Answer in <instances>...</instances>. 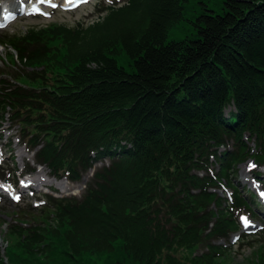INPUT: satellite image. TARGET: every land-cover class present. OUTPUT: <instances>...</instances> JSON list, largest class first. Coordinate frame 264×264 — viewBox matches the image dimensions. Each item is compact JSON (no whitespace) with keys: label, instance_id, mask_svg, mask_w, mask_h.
I'll return each instance as SVG.
<instances>
[{"label":"trees","instance_id":"1","mask_svg":"<svg viewBox=\"0 0 264 264\" xmlns=\"http://www.w3.org/2000/svg\"><path fill=\"white\" fill-rule=\"evenodd\" d=\"M99 12L87 26L0 35L31 69L0 75V124L17 126L55 178L79 183L103 160L79 197L20 207L8 261L223 264L230 250L216 242L241 230L237 212L256 217L235 180L239 164L264 165V0H126ZM184 20L193 35L167 40ZM248 264H264V249Z\"/></svg>","mask_w":264,"mask_h":264},{"label":"rangeland","instance_id":"2","mask_svg":"<svg viewBox=\"0 0 264 264\" xmlns=\"http://www.w3.org/2000/svg\"><path fill=\"white\" fill-rule=\"evenodd\" d=\"M14 1H21V4L14 7L11 5ZM61 1L48 0V2L40 5L42 9L39 6L34 7V10H40L39 13L30 15L21 13L13 16L9 21L0 25V35L3 32H25L30 27L42 28L53 24H62L71 28L77 27L78 23L87 26L105 14V12H99V8H101L103 3L112 4L116 2L120 5L126 0H80V3L75 7H62ZM27 2L37 3V0H0V9L2 10L3 6L7 7L8 5V7H12L10 10H13L16 7H24ZM186 17L187 19L192 17L189 11ZM192 35L191 25L187 20H184L177 25V28L169 31L167 40H181ZM10 54L13 55V59ZM15 54L16 52L12 48L0 44V75H3L2 77L6 79L19 73L25 74L31 71L30 68H24L16 61ZM102 163L103 160L96 162L94 168H98ZM0 167L8 168V171L4 173L5 180H0V251L3 256V264H10L7 258V251L12 249L16 240L8 233V223L13 218H16L20 207L27 208L30 204L38 210L45 203L43 199L44 193L61 197H79L83 189L80 187L76 191L77 183L66 179L63 181L64 178H55L49 174L45 167H36L33 163V153L28 151L26 146L19 140L18 127L11 125L7 119L0 124ZM27 167L33 170L24 174ZM94 168L91 170L92 172ZM256 172L264 174V166L256 167L251 160L244 162L238 166L237 179L235 181L239 184V187H245L244 195L247 198L252 193L257 196V203L259 202L264 206V184L259 182ZM90 174L91 172L86 175V180ZM27 179H32L33 182L26 184L25 180ZM12 181H15V186L12 185ZM216 192L222 197L231 195V191L223 187L216 189ZM251 207L255 208L254 205ZM35 214V218L40 220L39 212ZM237 215L241 231L232 235L228 240L223 239L217 242V244L223 245L230 250V255L227 257L228 260L224 261L223 264H248L264 249V222L254 221V216L248 210H241ZM255 216L261 217L257 212ZM20 251L17 253L25 257L26 254ZM204 251L205 248L201 246L193 249H176L172 253L178 259L185 260L200 255ZM33 257L36 258L35 255L31 256V258ZM55 259L61 262L60 257ZM53 261H43L42 258H38L31 264H56ZM85 263L103 264L104 256L96 255L92 256V258L87 256L85 257V262L83 261L80 264ZM68 264L70 263L68 262Z\"/></svg>","mask_w":264,"mask_h":264},{"label":"bare ground","instance_id":"3","mask_svg":"<svg viewBox=\"0 0 264 264\" xmlns=\"http://www.w3.org/2000/svg\"><path fill=\"white\" fill-rule=\"evenodd\" d=\"M79 1L80 0H62L61 1V5L62 6H65V5H75L76 3H79ZM44 2H48V0H37V3H34V4H27V6H31L32 7V12H34V13H39L40 12V10L39 11H37L36 9L34 10V7L36 8L37 6H39V8L40 9H42L41 8V4H43ZM19 4H21V1L19 2V1H14L13 3H11V5L12 6H19ZM8 6V5H7ZM17 8V7H16ZM15 8V9H16ZM29 9V8H28ZM17 10V9H16ZM3 11H5V13H1V9H0V17H3L7 12H8V14H10V13H12V11L11 12H9V10L8 9H4ZM7 11V12H6ZM22 11H24V10H21V11H18V12H13V14L14 15H18V14H21L22 13ZM2 14V15H1ZM35 166H37V165H35ZM92 169V168H91ZM91 169H89L83 176H82V178H81V180L79 181L80 183H77V186L75 187V189H76V191H77V188H79L80 187V185L85 181V178H86V175L91 171ZM63 181H65V179H63ZM31 182H33V180L32 179H27V180H25V183L26 184H29V183H31ZM74 192H75V190H74ZM73 192V193H74Z\"/></svg>","mask_w":264,"mask_h":264}]
</instances>
